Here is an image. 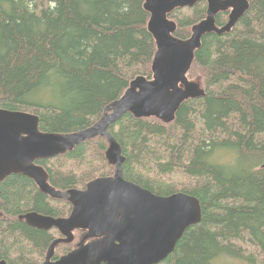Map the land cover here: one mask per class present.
Segmentation results:
<instances>
[{
  "label": "trees",
  "instance_id": "trees-1",
  "mask_svg": "<svg viewBox=\"0 0 264 264\" xmlns=\"http://www.w3.org/2000/svg\"><path fill=\"white\" fill-rule=\"evenodd\" d=\"M145 2L0 0V108L37 115L43 133L95 125L132 80L152 78L157 45ZM249 3L230 32L206 34L195 52L187 77L205 95L184 101L173 123L127 113L109 127L126 157V179L158 196L182 192L201 203L200 224L161 264H264V0ZM206 10L201 0L168 14L174 36L189 39ZM108 147L96 137L36 164L57 190L85 188L113 174ZM223 153L231 161L220 162ZM68 206L24 175L0 182V262L41 264L60 233L19 217H64ZM71 250L61 244L55 253Z\"/></svg>",
  "mask_w": 264,
  "mask_h": 264
},
{
  "label": "water",
  "instance_id": "water-1",
  "mask_svg": "<svg viewBox=\"0 0 264 264\" xmlns=\"http://www.w3.org/2000/svg\"><path fill=\"white\" fill-rule=\"evenodd\" d=\"M199 1L146 0L145 10L150 14L147 28L157 45L152 79L138 76L132 80L124 95L106 107L92 127L70 134L43 133L37 115L0 108V182L11 175H24L50 198L73 205L69 218L37 212L19 217L29 226L56 229L63 236L50 244L41 264H161L175 251L185 231L200 224L203 212L196 197L182 192L158 196L124 180L126 157L109 132V127L127 113L137 119L173 123L184 101L205 95L187 77L196 50L206 34L230 32L250 5L247 0H207V16L193 26L191 37H175L177 26L168 14ZM228 8L232 9L228 23L217 27L215 16ZM96 137H104L109 143L105 157L115 167L114 177L93 180L84 190L52 187L49 174L36 161L64 155ZM79 229L88 231L80 244L54 260L56 248L72 243L74 231ZM89 239L93 240L87 242Z\"/></svg>",
  "mask_w": 264,
  "mask_h": 264
},
{
  "label": "flooded vegetation",
  "instance_id": "flooded-vegetation-1",
  "mask_svg": "<svg viewBox=\"0 0 264 264\" xmlns=\"http://www.w3.org/2000/svg\"><path fill=\"white\" fill-rule=\"evenodd\" d=\"M201 1V0H200ZM248 1V3H249V0H247ZM206 3H207V9H208V2H207V0H206ZM250 4V3H249ZM196 5V4H195ZM194 5V6H195ZM187 8H191V7H187ZM187 8H181V9H187ZM176 9H178V8H176ZM175 9V10H176ZM231 11H232V9H230V8H228L227 10H222V11H219L218 12V14L215 16V20H216V17L219 15V14H222L223 15V18H222V22H224V24L222 25V26H220V27H223L224 25H226L227 23H228V20H229V16H230V13H231ZM206 16H207V10H206ZM171 20V19H170ZM172 21V20H171ZM203 21V20H202ZM216 22V21H215ZM196 25V24H195ZM194 25V26H195ZM193 28V27H192ZM190 38V37H189ZM152 79V78H151ZM106 153V152H105ZM106 158V157H105ZM107 160V159H106ZM109 163V162H108ZM110 165V164H109ZM112 166V165H111ZM112 167H114V166H112ZM123 167H124V165H123ZM114 174H115V167H114V171H113V174L112 175H108V176H101L102 178H109V177H114ZM101 177H98V178H101ZM123 177H124V175H123ZM98 178H96V179H98ZM96 179H94V180H96ZM124 180H126L127 182H131V183H133V184H135V185H138V184H136L135 182H133V181H130V180H128V179H126L125 177H124ZM93 181V180H92ZM91 182V181H90ZM89 182V183H90ZM88 184V183H87ZM87 186V185H86ZM139 186V185H138ZM141 187V186H140ZM86 188V187H85ZM84 187H82V188H78L79 190H84L85 189ZM141 188H143V187H141ZM72 189H77V188H72ZM143 189H145V188H143ZM69 190V189H68ZM147 190V189H146ZM56 200V199H55ZM62 201H64V200H62ZM67 203H69L68 201H66ZM69 209H70V212L68 213V215L67 216H64V217H59V218H69L70 217V215L72 214V212H73V205L71 204V203H69ZM58 231V230H57ZM59 232V231H58ZM87 233H88V231H85V230H81V229H79V230H75L74 231V240H73V242L72 243H70V244H66V245H71L72 246V250H74L79 244H80V242H81V240L87 235ZM58 238H63V236L60 234V237H58ZM58 238H56V239H58ZM93 239H89V240H87V242H90V241H92ZM61 245V244H60ZM57 249V248H56ZM71 250V251H72ZM71 251H69V252H71ZM64 255H66V254H64ZM63 255H60V256H57L56 255V253H55V255H54V260H57V259H59V258H61Z\"/></svg>",
  "mask_w": 264,
  "mask_h": 264
},
{
  "label": "rangeland",
  "instance_id": "rangeland-1",
  "mask_svg": "<svg viewBox=\"0 0 264 264\" xmlns=\"http://www.w3.org/2000/svg\"><path fill=\"white\" fill-rule=\"evenodd\" d=\"M232 158L233 157L230 154L223 153V154L220 155L219 160H220V162H225V161H231ZM242 247H247V245H244V246L242 245ZM59 253H60V251H59ZM219 264H242V263L235 262V261L227 259V260H221L219 262Z\"/></svg>",
  "mask_w": 264,
  "mask_h": 264
}]
</instances>
